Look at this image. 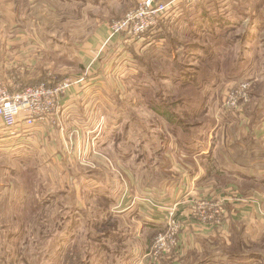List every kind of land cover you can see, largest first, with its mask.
Masks as SVG:
<instances>
[{
    "label": "rangeland",
    "instance_id": "obj_1",
    "mask_svg": "<svg viewBox=\"0 0 264 264\" xmlns=\"http://www.w3.org/2000/svg\"><path fill=\"white\" fill-rule=\"evenodd\" d=\"M140 1L0 0V83L9 89L19 90L28 86L22 83L29 82L31 77L36 80L38 76L40 83L82 75L86 66L99 53L93 65L96 74L100 69L108 75L110 71L117 74V82L111 85L115 78L113 73L103 84L106 100L98 105L97 115L92 117L91 122L96 130L90 135L95 138L91 139L90 145L87 144L80 157L77 155L84 163L76 166V174L79 172L80 175L77 178L78 188L74 190L78 193L73 191V187L70 191L69 184L74 183H68L66 172H63L65 170L61 172L63 181L55 182L53 152L47 149L41 152L36 142L29 144L20 140L19 131L13 133L16 138L4 139V129H0V264H124L127 254L136 249L138 243L146 241L149 246L158 234L156 230L139 233V229L125 216L115 214L110 207L116 194L102 195L101 188L94 189L91 185L98 180L106 182L104 184L109 187L115 184V180H121L124 189L126 186L132 189L131 179L134 184H139L140 189L147 184L160 187L180 177L185 168L192 173L201 165V168L206 167L204 172L208 174L206 183H212L218 192L229 187L238 188L242 194L243 187L259 189L256 183L237 181L228 175L250 171V167L232 165L226 151L230 143H241L244 139L238 133L245 125L242 123L249 119L242 111L222 110L226 87L216 90L208 104V113L212 117L217 116V111L222 112L215 118L218 120L216 127L208 132L204 150L212 151L216 144H224L225 148L218 152L217 164L212 163L211 157L206 160V155H197L196 160L193 159L196 155L179 153L168 131L158 125L154 114L145 107L137 92L140 64L149 65L155 72L156 69L161 71L164 68L158 57L170 54L167 47L172 44H168L170 38H160L164 30L172 31L174 43L188 47L190 54L193 52L190 43H203L197 35L193 37L187 33L190 18L186 16L207 6L208 1L179 0L166 22V29L161 30L160 34H146L139 43L124 42L122 38L123 43H116L114 39L117 36H114L104 46L110 26L123 19ZM218 1L228 18L243 24L239 30L233 31L236 43L230 55L231 58L253 60L254 71L248 77L251 80L250 105L254 83L260 82L258 91L264 97V25H255L259 23L261 15L264 17V0ZM252 26L256 27L244 39L245 31ZM193 53L195 55L197 52ZM186 55L185 51L183 56ZM189 60V65H202L199 57L190 56ZM158 80V89L162 85L165 87L161 92L163 95L168 94L167 91L174 93L179 90L167 81ZM175 110L189 125H193L197 119L184 117L186 112L183 108ZM258 113H264V98ZM83 125L85 122L76 124L77 127ZM54 127L56 150L62 147L64 140L69 142L75 138L66 132L61 121ZM237 146L243 147L242 144ZM63 152L68 158V152ZM116 158L120 160V165L116 166ZM136 160L140 162L138 173L133 171ZM125 172L130 173L131 177ZM154 176L157 178L156 183H147L149 179L153 182ZM108 194L112 197H102ZM235 205L241 204L236 202ZM229 224L221 230L205 229L207 233L204 229L205 232L194 229L207 237L200 238L203 241L199 248L185 253L188 258L182 264H242L252 261L249 258L231 261L223 257L224 253L228 255L233 252L260 257V264H264V226L248 223L247 228L239 221L233 222L231 226ZM194 225L199 226L197 223ZM235 228L242 231L239 236L247 240L246 244L233 243L234 238H239ZM187 236V244L198 239L197 233H187ZM205 243L208 249L203 250ZM234 244L236 251L230 249ZM9 249L16 251L13 256L9 254Z\"/></svg>",
    "mask_w": 264,
    "mask_h": 264
},
{
    "label": "crops",
    "instance_id": "obj_2",
    "mask_svg": "<svg viewBox=\"0 0 264 264\" xmlns=\"http://www.w3.org/2000/svg\"><path fill=\"white\" fill-rule=\"evenodd\" d=\"M165 2L172 1V0H162ZM176 3L179 0H175ZM106 34V33H104ZM105 38V37H104ZM122 37L117 36L116 39H114V42H121ZM102 39V38H101ZM100 39V40H101ZM120 39V40H119ZM125 42V41H124ZM127 42V41H126ZM115 43V45H116ZM116 63V62H115ZM114 63V64H115ZM103 66V62L101 63ZM104 70L105 67L103 66ZM107 68V67H106ZM116 68V67H114ZM18 70V69H17ZM103 69L99 70V74H94V77L89 80L88 86L84 90H72L69 92L61 101V106L58 111V113L55 116L54 121L51 120L46 122L45 125H37L34 129L25 132H20L25 137L22 138L25 143L29 142H36L40 145V150L43 152V149H47L48 151H51L55 154L53 168V177L55 179V182L61 183L63 181V178H61V172H66L67 179H69V182L73 181V185L69 184L70 191H75L74 189L78 188V176L80 173L78 172L76 174V166H81L80 164L82 161L77 158V155L80 154L84 150V148L88 145H90L91 139L95 138L91 136L93 132L96 130V126H94L92 122V117L95 118L97 115L98 105L102 102V100H106L104 92V86L105 80L111 76L113 73L111 71L109 72V75L102 71ZM97 72V71H96ZM139 72V70H138ZM137 72V76H138ZM12 73V72H10ZM17 71V76H18ZM114 76V82L111 83V85L115 82H117V74H113ZM31 77L29 82H23L22 84L29 85L38 83L40 78L35 77L36 80L32 79ZM136 80V79H135ZM217 114V113H216ZM102 115V114H101ZM215 115V114H214ZM247 119V118H246ZM58 121H61V123H64L66 127V132L70 133V135H73L75 138L70 139L71 141L64 140V144L62 147H58L57 150L54 148V145H56V138L54 136V130L56 127L54 125L58 124ZM85 122V125L83 127H77L76 124H80ZM250 119L246 122H243L242 124H245L243 128H240L239 135H243L244 139L240 141L241 143H230L229 146L226 148L227 151V158L231 162L232 165H242L245 167H250V171L245 173V175L250 176H256L259 178H264V116L263 118L258 121L253 127H251ZM100 123V120L99 122ZM0 129H3L0 126ZM4 135L2 137L5 138H11L15 137V134L7 135L5 134V131L3 132ZM83 135V136H82ZM78 136V138H77ZM238 140L240 139L237 138ZM235 139V140H237ZM87 140V141H86ZM234 141V140H233ZM30 144V143H29ZM242 144L243 147H238L237 145ZM155 146V143H154ZM224 144H216L212 148V151L207 150L204 151L202 155L206 160H209L211 157V161L214 164H217L219 161V150L225 148L223 147ZM67 151L69 155V159L65 157ZM214 152V154H213ZM180 153V152H179ZM75 158H73V157ZM185 157V155H184ZM197 155L193 157V159H196ZM189 158V157H185ZM70 160V163L68 161ZM116 160V166L117 164L120 165V160ZM197 160V159H196ZM66 162V163H65ZM90 161L87 162L89 164ZM135 166L133 167V171H136L138 173V169L140 166L139 161H135ZM68 168V171L66 170V167ZM65 167V169H64ZM200 168L192 173H189L186 168L183 170V174L176 178L174 181L170 182L169 184H163L160 187L156 186L155 184L146 185L144 188L140 189V186L138 183L134 184L133 179H131L132 184L131 188L128 186L125 187L123 182L121 180H115V184L111 185L110 187L102 183L100 180L96 182V184L91 185L94 189L101 188L102 189V195L103 193H115V201H113L112 206L110 207L111 210L115 214H120L119 216H125L127 220L130 221L131 224L135 225L139 229V233H144L145 230L152 231V230H159L161 228L164 229V223L161 221V218L157 215V212L153 210V207L150 203L147 201L145 202L143 198L150 197L154 198L156 201L165 204V205H172L175 203H180V211L187 208V203H183V199L188 194L187 192H190L193 189H198L202 195H206L209 193H212V195H219L223 193L225 190H222L218 192L219 190L216 189L217 187H214L212 183H206L207 182V176L208 174H205L204 168ZM92 170V169H89ZM57 172V174H56ZM128 177H131L130 173L125 172ZM216 173H220L217 171ZM243 174V173H240ZM76 178H73L74 176ZM229 176L234 177L237 176L236 173H228ZM116 177V176H115ZM155 177V176H154ZM118 179V178H116ZM156 177L153 178V182L149 179L147 180V183H156ZM76 182V184H75ZM137 185V188H136ZM60 188V186H59ZM218 190V191H217ZM69 191V192H70ZM244 193H251L249 196H261L264 199V188L259 187H250V190H243ZM75 193H78L75 191ZM112 197L110 194L102 196L104 198H110ZM262 199V201H263ZM234 213V214H233ZM233 214V215H232ZM185 220V219H183ZM239 221L243 222L246 227L248 228L247 224L250 225L256 224L264 226V214H262V211L259 210L257 206L254 205H228V219L225 223V226L229 224V226L232 225L233 222ZM191 224V225H190ZM227 228V227H226ZM196 230H205V227L199 225L196 226L193 223H186V227L183 230V233L181 234V244L179 247V251L175 252L173 255H178V257H174L177 261L180 258H186L185 253L188 250H193L199 248V245L203 240H200V238L207 237V235H204V233H199ZM204 229V230H203ZM206 231V230H205ZM204 231V232H205ZM155 232V233H156ZM197 233L198 241L195 240L194 242H186V238L188 239L187 233ZM207 233V231H206ZM197 242V243H196ZM153 243V242H152ZM152 243L150 242L149 246H147L146 241H141L137 244V248L134 249L131 253L127 254L126 259L124 260V264L133 263V264H142L143 262L145 264H151L148 263L146 260H144L145 254L150 250ZM187 244V246H186ZM169 256V257H171ZM166 257L165 259H161L158 264H165V261L169 258ZM164 261V262H163ZM142 262V263H141Z\"/></svg>",
    "mask_w": 264,
    "mask_h": 264
},
{
    "label": "trees",
    "instance_id": "obj_3",
    "mask_svg": "<svg viewBox=\"0 0 264 264\" xmlns=\"http://www.w3.org/2000/svg\"><path fill=\"white\" fill-rule=\"evenodd\" d=\"M207 1V6H202L196 11V13L192 12V14L186 16V18H190V25L187 28L188 30H186L187 33L193 37L197 35L198 39L203 41V43H190L193 45L191 46V50L197 53H195V55L193 52L190 54L189 51H187L188 47L180 45L179 43H174L171 39L172 31H163V29H166L165 25L167 20L172 16L173 11H171L168 17L163 20L159 26L147 33V35L156 32L160 34L162 30L164 35L160 38H170L168 44L172 43L171 47H167V51L170 52L171 55L167 52V56L158 57V59L162 61L164 67L161 71L156 69L157 71L155 72V70L149 65L140 64L137 76L140 82L137 92L145 104V107L154 114V119L158 122V125H160L162 129L168 131L170 134L169 137L173 140L176 149L180 153L189 156L203 154L206 148L205 142L209 137L208 132L214 129L217 125L218 120L216 121L215 119L217 116L212 117L208 113L209 101L212 96L214 97L216 90L225 87L231 82L248 80V77H251L252 72L254 71V63L252 59L243 57L231 58L232 55H230V52L236 43L233 31L235 32L239 30L240 26H243L241 21L228 18L223 11L221 2L218 0ZM255 25L257 27L264 25L263 15L260 16L259 23ZM256 26L247 29L243 38L246 39L251 30H254ZM185 51L187 52V55L184 57L183 55L185 54ZM190 56L199 57L202 65H189ZM224 60L225 62H223ZM158 78L177 86L179 90L174 93L167 91L168 94L163 92V95L161 92L164 91L165 87L162 85V89H158ZM259 86L260 82L253 84V91H251L253 101L250 105L245 106L242 111L244 116L250 119L251 127H253V125L260 121L264 116V113H258L260 102L264 98L261 97L258 91ZM167 99L172 100V102H169ZM175 108H183L186 112L184 113V117L190 119L197 118L193 125H189V123L183 121L182 118L179 117L180 115ZM231 179H236L237 181H249L264 188V178L237 174V176H234ZM242 189L247 190L245 187ZM244 194L246 196L251 195V193ZM162 229L163 228L157 230V233ZM241 229H243L242 225ZM235 232L238 236L242 233V231H239L236 228ZM239 238H234L233 243L237 242V244L240 245L247 243L245 238L241 236H239ZM230 247L232 246L230 245ZM234 248H236L235 244L230 249L236 251ZM204 249H208L207 243L203 244V250ZM9 252V254L13 256V253L16 251L13 252L9 249ZM199 254L200 253L196 256ZM225 254L226 253L223 254V257H226L231 261L246 258L252 260V263L246 261L242 264H260L262 262L260 257L253 258L249 254L246 255L236 252L228 255ZM174 257H178V255L169 257L165 261V264H182L188 258H180L177 261H173L175 260Z\"/></svg>",
    "mask_w": 264,
    "mask_h": 264
},
{
    "label": "built area",
    "instance_id": "obj_4",
    "mask_svg": "<svg viewBox=\"0 0 264 264\" xmlns=\"http://www.w3.org/2000/svg\"><path fill=\"white\" fill-rule=\"evenodd\" d=\"M174 6H176L175 0L168 2L141 0L139 5L129 11L123 19L110 26L104 46L114 36L122 35L125 42H141L150 30L155 29L168 17ZM100 54L86 66L82 75L76 77H67L57 82L44 81L19 90L9 89L5 84L0 83V126L5 134L12 135L16 131L28 133L27 131L37 125H45L50 120L55 122L62 99L74 89L79 91L85 89L89 80L96 74L93 65ZM249 81L251 80L231 82L225 86L227 91L222 98L223 111H243L244 107L249 105L251 102ZM221 113L220 110L217 111V116L219 117ZM21 137L25 138L22 134ZM187 193L182 201V204L187 203V208L182 211H180V203L165 205L153 197L143 198L145 202L151 204L165 225L144 256V260L148 263L158 264L161 259L179 251L180 237L187 222L197 223L209 231L221 230L228 219L229 204L235 205L237 202L254 205L264 214V199L261 196H244L236 187H229L219 195H202L197 188Z\"/></svg>",
    "mask_w": 264,
    "mask_h": 264
}]
</instances>
